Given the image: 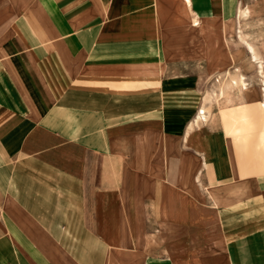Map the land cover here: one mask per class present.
<instances>
[{
	"label": "crops",
	"instance_id": "crops-1",
	"mask_svg": "<svg viewBox=\"0 0 264 264\" xmlns=\"http://www.w3.org/2000/svg\"><path fill=\"white\" fill-rule=\"evenodd\" d=\"M181 7L0 0V264H264V107L197 119L264 0Z\"/></svg>",
	"mask_w": 264,
	"mask_h": 264
},
{
	"label": "rangeland",
	"instance_id": "rangeland-1",
	"mask_svg": "<svg viewBox=\"0 0 264 264\" xmlns=\"http://www.w3.org/2000/svg\"><path fill=\"white\" fill-rule=\"evenodd\" d=\"M232 24L234 26L230 30V33L226 35V53L228 56L231 55L236 58L232 61L230 60V63L218 73L215 72L214 74L204 76L201 79L204 92L211 95L209 114L210 118L214 120H216L218 116L221 117L222 112L229 113L232 110H235L239 105L246 101L245 99H250V95H253L251 98H258V106L264 97V76L260 77L257 75L255 73V67L249 65L246 46L245 44L240 43L237 39V22L233 21L226 23L225 27ZM239 28L243 35H245V40L254 46L258 56L264 62V16L252 15V12H250L249 16L241 19ZM235 68H240L241 73L245 77V82L248 85V91L243 92V94H240L237 88H228L225 85L230 77L227 74L230 73V75H233ZM221 88L224 90L223 94L220 93ZM241 97H243V99Z\"/></svg>",
	"mask_w": 264,
	"mask_h": 264
},
{
	"label": "bare ground",
	"instance_id": "bare-ground-1",
	"mask_svg": "<svg viewBox=\"0 0 264 264\" xmlns=\"http://www.w3.org/2000/svg\"><path fill=\"white\" fill-rule=\"evenodd\" d=\"M178 2H179V4H181L182 10L187 11V4H189V0H178ZM178 12H179V10H178ZM192 25L193 26H198V21L196 19H194L192 21ZM224 33H225V35H228L230 33V30L225 31ZM218 41L219 40L216 41V45L217 46L219 45ZM218 47H219L218 49H220V45ZM222 48H224V47L222 46ZM225 55H226V52H225ZM227 75L230 76L228 82L225 84L228 88H237L239 90L240 94H243V92H247L248 91V87H247L248 85L245 82V78H244L243 74L239 73L238 70H235L233 75H230V73H228ZM223 92H224V90H223V88H221L220 89V93L223 94ZM241 98L243 99V97H241ZM263 99H264V97H263ZM210 101H211V95L209 93H205L204 99H203V102H204L203 106L201 107V109L198 112V118H197L198 120H202L203 119L204 122L208 121V119L210 117V114H209ZM243 105L244 104L239 105L235 110H232L229 113L228 112H225V113L222 112L221 113V119L223 121V125L224 126L226 124H228L229 122L231 123V119H232L233 115L236 114L238 112L239 108H241V106H243ZM260 106L264 107V101L263 100H261Z\"/></svg>",
	"mask_w": 264,
	"mask_h": 264
}]
</instances>
